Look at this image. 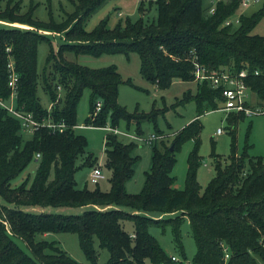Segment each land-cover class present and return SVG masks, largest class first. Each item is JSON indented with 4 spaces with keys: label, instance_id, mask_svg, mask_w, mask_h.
I'll return each mask as SVG.
<instances>
[{
    "label": "trees",
    "instance_id": "obj_1",
    "mask_svg": "<svg viewBox=\"0 0 264 264\" xmlns=\"http://www.w3.org/2000/svg\"><path fill=\"white\" fill-rule=\"evenodd\" d=\"M71 1L74 10L60 22L38 20L32 16V9L19 13L20 0H8L0 8V21L7 23H0L1 97L7 98L10 93L6 68L10 54L19 74L17 107L37 119L50 117L67 125L61 131L39 127L24 139L19 120L0 107V264H82L56 240L38 238L49 232L76 233L91 264H145L146 258L151 264H182L185 257L180 227L185 217L196 247L193 264H264V156H249L247 144L241 152L236 151L235 123L238 116L245 114L230 111L228 160L221 162L212 143L210 155L215 173L201 188L196 178L201 160L200 115L219 108L224 97L208 79L195 78V62L206 73L246 69L244 79L249 90L264 102V34L250 33L264 15V1L250 13L243 11L234 26L224 21L237 12L239 0H216L213 12L209 11L210 0H142L139 12L143 14L146 7L154 6L155 18H127L114 28H109L104 19L90 31L83 22L104 0ZM13 22L30 28L11 25ZM43 31L64 33V42L56 52L49 45L39 72L37 45L49 42V34ZM67 51L92 55L134 51L139 55L141 76L160 89L169 87L175 79L197 82L194 94L185 93L178 100H194L195 116L173 133L169 144L165 139L150 143V166L144 172L139 192L129 193L125 188L138 160V155L133 154L135 144L120 142L112 133L106 135L105 161L100 164L102 170L110 171L109 188L76 187L75 172L80 166L99 163L94 153L86 150V137L75 132L78 101L88 88L89 111L84 124L91 126L105 125L108 115L114 127L119 119L139 125L143 120L155 121L156 114L164 109L128 112L117 102L118 85L124 80L116 66L88 67L68 59ZM38 82L52 102L50 109L40 102ZM97 101L101 105L95 111ZM157 132L161 133L159 129ZM188 139L193 140V148L187 157L184 187L177 189L172 174L175 152ZM82 154L83 161L77 164ZM33 159L37 166L32 181L28 183L26 178L12 186L11 179ZM49 207L78 211L61 213L48 211ZM126 220L131 222V231L124 227ZM152 225H170L182 257L172 259L150 233ZM15 236L30 253L15 241ZM95 240L108 250L103 263L97 262Z\"/></svg>",
    "mask_w": 264,
    "mask_h": 264
},
{
    "label": "rangeland",
    "instance_id": "obj_2",
    "mask_svg": "<svg viewBox=\"0 0 264 264\" xmlns=\"http://www.w3.org/2000/svg\"><path fill=\"white\" fill-rule=\"evenodd\" d=\"M16 0H13L15 2ZM142 0H104L83 22V26L87 31L92 30L101 20L107 19V26L114 28L117 24L123 25L125 20L129 18L134 21L139 16L145 19L155 18L156 11L154 6L146 7L148 10L141 14L138 10ZM8 0H0V8H4ZM260 3L249 5L246 8H239L245 13H250L258 8ZM74 4L71 0H20L19 13H25L32 9V16L38 20L49 22L54 20L60 22L64 20L68 13L74 10ZM1 24H7L0 21ZM21 28H30L29 25L13 22ZM22 25V26H21ZM235 24L234 26H236ZM42 31V30H40ZM48 33L49 42L41 41L37 45V70L42 71L45 63L46 55L49 52L51 45L56 52L61 43L64 42V33L53 31H43ZM252 34H264V15L251 29ZM65 56L68 59L74 60L79 64L86 65L92 68H99L107 65H115L119 72L122 81L118 85L117 102L123 106L128 112H144L149 113L153 108L164 109L156 114L155 121L143 120L139 125L136 122L127 123L124 119H119L116 127V132L110 131L108 126L114 127L111 123V118L108 115L105 125L91 126L85 125V117L89 111V89L85 88L77 105V124L75 132L84 135L87 139V151H92L97 157L98 164H103L105 161L104 143L108 133L116 136V139L123 143H134L133 154L138 155V160L134 166L132 176L126 181L125 188L129 193H137L141 190L144 183V172L149 169L151 146L144 139L150 134L155 133L159 139L169 141L174 132L187 124L196 114V105L194 100L179 103L185 93L194 94L197 90V82L194 80L183 81L175 79L169 87L160 89L145 80L139 72V55L134 51L102 53L100 55H92L88 53H78L67 51ZM128 80H130L128 82ZM37 95L41 104L50 109L52 102L49 96L43 91L41 82L37 84ZM249 103L252 106L260 107L264 110V102L252 91L249 90ZM221 103L218 104L220 107ZM230 111H225L222 108L208 109L200 115L202 124L199 133L198 153L201 155V160L196 170V178L201 188L203 189L210 178L214 175V159L210 155L212 143H214V151L220 155L221 162L224 164L228 160L231 142V125L227 120V115ZM82 126V127H80ZM221 128V132L216 130ZM159 129L161 133H156ZM235 133V148L239 153L245 149V144L248 145L246 151L249 156L257 155L264 156V112L253 114L250 116H238L234 128ZM22 137L28 139L31 137V131L21 130ZM193 148V140L188 139L181 143L180 148L175 152L176 161L172 167V174L175 176L174 186L177 189H182L185 184V175L187 170V157L190 150ZM85 154L79 155L77 164L82 163ZM37 160L33 159L18 175L11 179L12 186L18 185L24 179L28 178L30 183L34 177ZM91 166L83 165L75 172V184L77 188L87 186L93 188L98 186L102 190L109 188L110 171L103 168L105 177L98 181V184L92 183L89 180ZM48 211L61 213H69L78 211L76 208L70 207H49ZM126 230L131 231V222L124 221ZM150 233L160 242L165 251L170 255L182 257L177 250L173 241L170 225L164 228L161 226H150ZM38 238L48 240H56L58 245L64 249L73 259L82 264H91L85 257L82 249L79 246L78 236L72 232H49L46 235H39ZM15 241L28 253L30 250L25 243L18 237H14ZM180 241L183 247L185 261L193 264V255L196 247L194 239L189 231V220L184 218L180 227ZM94 246L97 250V262L103 263L108 258V250L100 247L95 240ZM145 264H151L148 258L145 259Z\"/></svg>",
    "mask_w": 264,
    "mask_h": 264
},
{
    "label": "built area",
    "instance_id": "obj_3",
    "mask_svg": "<svg viewBox=\"0 0 264 264\" xmlns=\"http://www.w3.org/2000/svg\"><path fill=\"white\" fill-rule=\"evenodd\" d=\"M216 0H210L211 5L209 7V11L213 12L214 4ZM264 0H239L240 7L246 8L249 5H253L256 3H260ZM243 11L240 10L238 13L228 17L225 19L224 24L226 25H235L239 23V16ZM7 51L9 48L6 49ZM7 68V84L10 89L9 96L7 98H2L0 95V107L7 110V112L17 118L20 122L21 129L25 131L33 132L35 129L39 127H48L51 130H64L67 125L66 123L61 121H53L50 117L37 119L35 118L31 112L25 111L22 108H18L16 104V96L19 87V74L16 70L15 63L13 57L9 54L8 61L6 63ZM257 73V70H255ZM248 75L246 69H241L238 72H233L229 69H223L216 72L206 73L205 69L201 67L198 63L195 62V78L198 80H202L204 78L210 81V84L213 87H219L221 89L222 96L224 97L223 102L221 103L219 108L224 109L225 111H236L243 112L245 115L250 116L253 114L263 113L264 110L260 109V107L252 106L249 103V88L245 82V79ZM59 88V86H58ZM249 103V105L247 104ZM100 101H97L95 111L100 109ZM78 126V125H76ZM112 132H116V127L108 128ZM218 133L222 131L221 128L216 130ZM155 133L150 134L148 137L144 139L146 143H151L155 139H157ZM39 154H37L38 156ZM104 178V172L100 164H97L90 169L89 180L92 183H97L99 180ZM173 260H178V257L175 255L171 256ZM228 258L227 248L224 247V259ZM182 264H189L184 261Z\"/></svg>",
    "mask_w": 264,
    "mask_h": 264
},
{
    "label": "crops",
    "instance_id": "obj_4",
    "mask_svg": "<svg viewBox=\"0 0 264 264\" xmlns=\"http://www.w3.org/2000/svg\"><path fill=\"white\" fill-rule=\"evenodd\" d=\"M80 127H82V126H80ZM44 235H46V234H44Z\"/></svg>",
    "mask_w": 264,
    "mask_h": 264
},
{
    "label": "bare ground",
    "instance_id": "obj_5",
    "mask_svg": "<svg viewBox=\"0 0 264 264\" xmlns=\"http://www.w3.org/2000/svg\"><path fill=\"white\" fill-rule=\"evenodd\" d=\"M22 26V25H21Z\"/></svg>",
    "mask_w": 264,
    "mask_h": 264
}]
</instances>
